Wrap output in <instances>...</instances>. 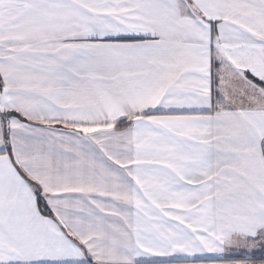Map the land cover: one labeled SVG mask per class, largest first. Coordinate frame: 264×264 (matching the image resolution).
Listing matches in <instances>:
<instances>
[{"label": "snow or ice", "instance_id": "6c2138e0", "mask_svg": "<svg viewBox=\"0 0 264 264\" xmlns=\"http://www.w3.org/2000/svg\"><path fill=\"white\" fill-rule=\"evenodd\" d=\"M0 264H264V0H0Z\"/></svg>", "mask_w": 264, "mask_h": 264}]
</instances>
